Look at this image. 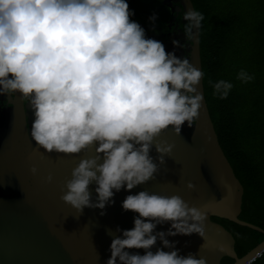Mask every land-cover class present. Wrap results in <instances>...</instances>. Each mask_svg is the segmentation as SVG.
Masks as SVG:
<instances>
[{"label": "clouds", "instance_id": "clouds-1", "mask_svg": "<svg viewBox=\"0 0 264 264\" xmlns=\"http://www.w3.org/2000/svg\"><path fill=\"white\" fill-rule=\"evenodd\" d=\"M133 15L127 0H0V95L19 93L28 101L34 116L30 136L38 149L94 151L80 159L61 189L60 199L79 214L85 207L104 209L114 192L155 179L173 149L157 138L168 129L179 135L185 122L193 126L204 100L198 90L203 70L147 38ZM182 18L186 41L198 42L203 13L191 7ZM155 19L153 13L149 20ZM236 79L246 84L255 76L241 69ZM209 84L219 99L234 87L224 79ZM29 171L35 175L37 168ZM44 179L51 183L53 176ZM121 207L138 215L131 229H116L120 235L111 240L106 264H207L203 256L179 255L166 238L203 237L201 209L179 195L148 190L127 195ZM166 222L167 231H156ZM158 240L161 247L153 252Z\"/></svg>", "mask_w": 264, "mask_h": 264}, {"label": "water", "instance_id": "water-1", "mask_svg": "<svg viewBox=\"0 0 264 264\" xmlns=\"http://www.w3.org/2000/svg\"><path fill=\"white\" fill-rule=\"evenodd\" d=\"M179 3L180 11L179 6L171 8V20L177 14L181 23L173 20L177 26L170 34L164 39L158 34L154 39L161 41L167 52L187 57L201 69L199 35L198 42L186 41L183 32L186 24L183 13L193 5L190 0ZM173 40L186 46L174 47ZM198 90L204 97L203 80ZM33 119L28 101L19 93L0 95V264H106L111 240L120 235L116 229H131L133 218L138 215L124 211L121 202L127 195L142 190L179 195L190 206L206 213L203 237L195 233L166 237L175 242L181 256L188 253L195 254L197 259L203 256L207 264H221L223 258L232 259V264H246L264 250L263 240L244 256L237 257L233 233L211 219L227 220L264 233L238 218L244 191L219 145L205 97L193 126L185 122L179 135L168 129L157 138L172 144L173 149L164 157L165 163L159 166L155 179L130 191L122 188L114 192V202L104 209L85 207L82 214L60 199L61 189L71 178L72 169L81 158L93 155V149L79 154L46 153L31 139ZM150 155L155 162L158 155L155 148ZM31 166L37 168L35 175L29 171ZM49 173L53 180L46 183L44 178ZM187 182L193 183L194 189H187ZM95 187V183L89 185L94 202ZM169 227L166 222L157 225L156 231H167ZM160 247L158 240L151 250L155 252ZM129 251L144 254L143 249Z\"/></svg>", "mask_w": 264, "mask_h": 264}, {"label": "trees", "instance_id": "trees-1", "mask_svg": "<svg viewBox=\"0 0 264 264\" xmlns=\"http://www.w3.org/2000/svg\"><path fill=\"white\" fill-rule=\"evenodd\" d=\"M190 1L204 15L199 48L209 116L244 191L238 218L264 231V0ZM241 69L254 74V81L237 80ZM220 79L234 84L226 99L214 96L209 84ZM212 219L233 233L239 258L264 240V233ZM252 264H264V254Z\"/></svg>", "mask_w": 264, "mask_h": 264}, {"label": "flooded vegetation", "instance_id": "flooded-vegetation-1", "mask_svg": "<svg viewBox=\"0 0 264 264\" xmlns=\"http://www.w3.org/2000/svg\"><path fill=\"white\" fill-rule=\"evenodd\" d=\"M127 2L130 9L134 11V15L130 19L138 22L145 29L147 38L154 39L155 35L159 34L164 39L170 34V30L177 26L174 22L177 24L181 23L177 14L173 17L174 22L171 20V8L176 9L179 6L178 10L180 11L181 9L179 0H127ZM153 13H155L156 19L154 22H150L149 17ZM179 15L182 17L181 13Z\"/></svg>", "mask_w": 264, "mask_h": 264}, {"label": "built area", "instance_id": "built-area-1", "mask_svg": "<svg viewBox=\"0 0 264 264\" xmlns=\"http://www.w3.org/2000/svg\"><path fill=\"white\" fill-rule=\"evenodd\" d=\"M262 254H264V250L262 252H260L259 254H257L252 260H250L249 262H247L246 264H252L253 262H255L257 259H259Z\"/></svg>", "mask_w": 264, "mask_h": 264}]
</instances>
